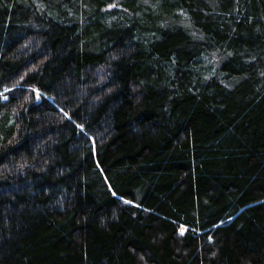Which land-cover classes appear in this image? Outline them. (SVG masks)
I'll return each mask as SVG.
<instances>
[{
	"label": "trees",
	"instance_id": "trees-1",
	"mask_svg": "<svg viewBox=\"0 0 264 264\" xmlns=\"http://www.w3.org/2000/svg\"><path fill=\"white\" fill-rule=\"evenodd\" d=\"M0 264H264V0H0Z\"/></svg>",
	"mask_w": 264,
	"mask_h": 264
},
{
	"label": "snow or ice",
	"instance_id": "snow-or-ice-1",
	"mask_svg": "<svg viewBox=\"0 0 264 264\" xmlns=\"http://www.w3.org/2000/svg\"><path fill=\"white\" fill-rule=\"evenodd\" d=\"M82 127V126H81ZM183 231H184V229L183 228H181V233H183Z\"/></svg>",
	"mask_w": 264,
	"mask_h": 264
},
{
	"label": "water",
	"instance_id": "water-1",
	"mask_svg": "<svg viewBox=\"0 0 264 264\" xmlns=\"http://www.w3.org/2000/svg\"><path fill=\"white\" fill-rule=\"evenodd\" d=\"M179 231H181V228H180V230Z\"/></svg>",
	"mask_w": 264,
	"mask_h": 264
}]
</instances>
